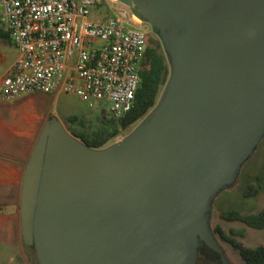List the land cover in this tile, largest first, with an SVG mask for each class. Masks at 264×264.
Here are the masks:
<instances>
[{
  "label": "water",
  "instance_id": "water-1",
  "mask_svg": "<svg viewBox=\"0 0 264 264\" xmlns=\"http://www.w3.org/2000/svg\"><path fill=\"white\" fill-rule=\"evenodd\" d=\"M169 61L155 105L92 148L50 117L25 164L22 241L37 264H196L211 205L264 136V0H119Z\"/></svg>",
  "mask_w": 264,
  "mask_h": 264
},
{
  "label": "built area",
  "instance_id": "built-area-1",
  "mask_svg": "<svg viewBox=\"0 0 264 264\" xmlns=\"http://www.w3.org/2000/svg\"><path fill=\"white\" fill-rule=\"evenodd\" d=\"M101 3L109 15L91 19ZM148 26L119 0H0V28L17 51L0 102L71 92L122 117L139 86Z\"/></svg>",
  "mask_w": 264,
  "mask_h": 264
},
{
  "label": "crops",
  "instance_id": "crops-1",
  "mask_svg": "<svg viewBox=\"0 0 264 264\" xmlns=\"http://www.w3.org/2000/svg\"><path fill=\"white\" fill-rule=\"evenodd\" d=\"M94 9L91 19H98ZM17 58L8 35L0 28V83ZM20 96L0 102V252H15L18 264H37L21 237L19 210L20 190L25 164L44 123L50 118L45 107L37 105V95Z\"/></svg>",
  "mask_w": 264,
  "mask_h": 264
},
{
  "label": "rangeland",
  "instance_id": "rangeland-1",
  "mask_svg": "<svg viewBox=\"0 0 264 264\" xmlns=\"http://www.w3.org/2000/svg\"><path fill=\"white\" fill-rule=\"evenodd\" d=\"M98 15L105 18L109 15L103 3L97 6ZM148 40L152 43L161 42L158 36L152 32L148 26ZM162 48V45H161ZM37 105L45 107L50 117L58 119L66 129L70 126L67 120L71 117L80 118L90 129H95L99 125L102 116L110 117V104L107 101H93V105L89 106L88 101H82L80 97L71 92H62L54 94L37 95ZM137 123L130 126L121 135L116 137L117 141L128 134ZM113 141V142H114ZM264 177V136L257 145L252 155L243 163L236 180L226 189L217 193L211 205L210 225L213 229L216 225H220L222 229L230 234L231 229H241L244 232L243 237L235 236L245 246L254 247L264 243V229H255L246 226L239 221H227L221 218L220 212L231 209L238 210L241 213H257L264 208V194L258 193L255 196L244 197L243 193L249 184L259 185ZM215 240L225 249L227 256L233 264H243L238 252L219 235L213 234ZM30 252L34 256L32 248ZM15 252H0V264H18L19 258Z\"/></svg>",
  "mask_w": 264,
  "mask_h": 264
},
{
  "label": "trees",
  "instance_id": "trees-1",
  "mask_svg": "<svg viewBox=\"0 0 264 264\" xmlns=\"http://www.w3.org/2000/svg\"><path fill=\"white\" fill-rule=\"evenodd\" d=\"M168 73L169 61L166 53L159 43L149 42L147 37V45L139 70L140 82L132 108L117 119L111 116H102L99 125L93 130L80 118L71 117L67 120L70 126L67 129L68 132L92 148L109 145L116 137L144 117L155 105ZM258 193L264 194V177L259 185L249 184L243 195L250 197ZM220 216L227 221H239L251 228L264 229V208L257 213L247 214L231 209L220 212ZM212 233L227 241L238 252L243 264H264V243L254 247L245 246L235 238V236L243 237V230L231 229L229 234L220 225H216L212 229ZM34 260L37 263L35 258Z\"/></svg>",
  "mask_w": 264,
  "mask_h": 264
},
{
  "label": "flooded vegetation",
  "instance_id": "flooded-vegetation-1",
  "mask_svg": "<svg viewBox=\"0 0 264 264\" xmlns=\"http://www.w3.org/2000/svg\"><path fill=\"white\" fill-rule=\"evenodd\" d=\"M217 244V249H213L201 242L198 247L196 264H233L225 249L218 242Z\"/></svg>",
  "mask_w": 264,
  "mask_h": 264
},
{
  "label": "bare ground",
  "instance_id": "bare-ground-1",
  "mask_svg": "<svg viewBox=\"0 0 264 264\" xmlns=\"http://www.w3.org/2000/svg\"><path fill=\"white\" fill-rule=\"evenodd\" d=\"M136 20L139 22L140 21V19L136 16Z\"/></svg>",
  "mask_w": 264,
  "mask_h": 264
}]
</instances>
